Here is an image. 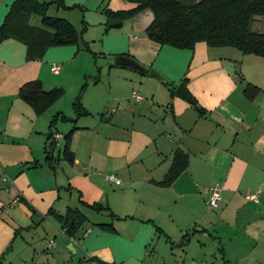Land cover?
<instances>
[{"label": "crops", "instance_id": "1", "mask_svg": "<svg viewBox=\"0 0 264 264\" xmlns=\"http://www.w3.org/2000/svg\"><path fill=\"white\" fill-rule=\"evenodd\" d=\"M13 1L0 0V25ZM65 4L66 11L80 6L84 15H96L92 24L103 26L100 53L113 58L128 54L147 70H158L175 88L184 82L206 113L200 115L176 94L171 98L167 83L148 71L107 62L108 69L121 71L122 79L97 102L82 101L89 115L62 121L64 130L57 133L75 128L70 144L74 162L62 159L53 170L45 151L50 120L56 113L75 116L64 107L73 109L75 85L68 101L65 94L42 114L18 92L36 79L45 90L68 92L73 76L87 75L78 61L87 62L89 53L76 45L56 46L40 60H27L22 42H0L1 264H98L94 258L108 264H264V58L203 42L194 49L162 46L147 37L153 19L149 10L120 27L118 20L109 25L104 10L135 6L126 0ZM223 60L234 64L233 75ZM53 63L61 65L58 74L50 71ZM247 84L259 88L252 99L244 93ZM62 143L57 141V148ZM176 149L187 154L186 167L169 186L156 184ZM33 162L40 166L21 168ZM111 174L121 183L109 180ZM214 185L221 188V200L209 208L207 189ZM249 193L259 200L247 199ZM83 202L107 205L120 219ZM69 207L87 219L75 238L48 214H64ZM104 223L114 231L99 227ZM186 234L189 240L182 245Z\"/></svg>", "mask_w": 264, "mask_h": 264}, {"label": "trees", "instance_id": "2", "mask_svg": "<svg viewBox=\"0 0 264 264\" xmlns=\"http://www.w3.org/2000/svg\"><path fill=\"white\" fill-rule=\"evenodd\" d=\"M135 6L128 10L113 11L105 9L104 13L109 20H118L120 26L125 20L137 13L149 10L153 14L151 23L146 28L147 37L164 46L177 49H194L196 44L203 42L210 47H232L245 55H256L264 58V33L255 31L253 25L257 17H264V0H126ZM55 4L58 9L69 8L65 0H14L0 25V42L13 38L26 46L27 60H40L50 47L76 45L78 50L90 52L89 42L82 40L81 35L87 30L88 24L82 19V29L79 32L75 26L64 17L48 14L50 6ZM80 11V6H73ZM32 16L40 18V25L30 22ZM259 21V20H258ZM82 40V44H81ZM126 56H129L126 54ZM116 66L115 64L111 65ZM121 67V66H118ZM147 70L145 71V73ZM170 97L175 95V87L168 82ZM81 93L72 103L74 117L70 118L56 113L50 120V131L47 136L46 161L52 165L64 159L74 162V154L70 144L75 128L63 135V143L57 148L54 140V129L58 121L76 122L77 119L89 115L84 107ZM259 88L247 84L244 93L252 99ZM64 93L63 88L54 87L49 90L43 88L39 79L26 82L19 89L18 96L33 107L37 114H42L51 107ZM171 106V104H169ZM200 115L206 110L198 107ZM57 149V156L54 151ZM187 154L176 149L172 164L164 178L156 182L158 185L169 186L178 174L186 167ZM40 166L38 162L22 164L21 168ZM84 203V202H83ZM96 212H107L112 220L120 219L107 205L101 203L87 204ZM48 214L54 216L60 228L70 238H75L86 222V216L78 209L69 207L64 214L50 210ZM99 227L114 231L113 225L104 223ZM189 240V234L183 236L181 244ZM98 264H108L94 258ZM1 264V260H0Z\"/></svg>", "mask_w": 264, "mask_h": 264}, {"label": "rangeland", "instance_id": "3", "mask_svg": "<svg viewBox=\"0 0 264 264\" xmlns=\"http://www.w3.org/2000/svg\"><path fill=\"white\" fill-rule=\"evenodd\" d=\"M41 1H49V0H41ZM141 12H147V11L144 10ZM141 12L139 13L141 14ZM139 13H137L136 15H138ZM48 14L51 16H59V17H62L61 15H65L67 19L75 26V28L79 32H81L83 26L82 19H84L85 22L88 24L87 30L82 33L81 38L82 40L89 42V47L91 51L90 52L85 51L88 52L89 54L87 53H83V54H87L86 56H89L88 58L90 59L87 62L84 61V64L82 58L78 61L80 65H84V68L87 69L86 70L87 75L84 74V72H81V74L79 73L76 77L73 76V78H71V84L68 86V92L66 93L64 92L62 96L66 94L67 97L65 100L68 101V96H70V92H71L70 90H72V86L74 87L75 85V89L73 88V91L77 90V94H79L81 93V89L85 84V88L82 91L81 100L82 101L86 100L87 104L90 103L89 105L92 104L90 101L97 102L98 98L101 97L103 98L104 96L107 95L113 83H115L117 80L122 79V76L119 75V73H117V72H121L119 71V69H112V68L108 69L106 67L107 62L111 63V65L115 64L116 58H113V56H108L106 54L100 53L101 51L100 33L103 29V26L100 28L98 27L97 24H92L91 18L95 19L96 15L94 13L90 14L89 11L87 12L86 15H84L85 14L84 11L79 10V13H78V9L77 11H72V10L66 11L64 9H58L57 6L53 4L50 6ZM84 16L89 18L88 19L89 23L84 18ZM39 20L40 18L38 16H32V19L30 18V22L34 25H39ZM258 20H264V17L261 16L257 17V21H255L253 25V29L255 31L263 33L264 32V25L262 23L263 21H258ZM82 40H81V44H82ZM231 50L236 51V49H231ZM64 107L65 109H67V111H69L68 112L69 115L74 114L73 109H71V106L68 108V104H65ZM63 124L64 123L62 121H58L54 129L63 131L64 130L63 126H65Z\"/></svg>", "mask_w": 264, "mask_h": 264}, {"label": "water", "instance_id": "4", "mask_svg": "<svg viewBox=\"0 0 264 264\" xmlns=\"http://www.w3.org/2000/svg\"><path fill=\"white\" fill-rule=\"evenodd\" d=\"M118 22L116 20H110L109 25L117 24ZM223 66L228 72L229 75H233L235 73V66L231 61L223 60ZM116 66H123V67H130L132 69L138 70L140 72H145L147 69L144 68L141 64H139L137 61H135L133 58L128 57L126 55H118L115 60ZM148 71V74L150 76L156 77L157 79L168 83L169 80L161 74L158 70L151 68ZM175 94L185 99L187 102L198 108V104L195 100V98L191 95L189 90L186 88L185 83L181 82L179 83L175 88ZM206 118L212 119L209 114L205 115Z\"/></svg>", "mask_w": 264, "mask_h": 264}, {"label": "built area", "instance_id": "5", "mask_svg": "<svg viewBox=\"0 0 264 264\" xmlns=\"http://www.w3.org/2000/svg\"><path fill=\"white\" fill-rule=\"evenodd\" d=\"M61 70V65L59 63H53L50 67V71L54 74H58ZM134 97L136 100H141L142 97L136 93H134ZM63 139V135L61 133L54 134V140L59 141ZM108 179L114 181L116 184H120L121 180L116 178L114 175H109ZM208 198L206 200V205L209 208H216L219 205L221 200V188L218 185L211 186L207 189ZM245 197L249 200L258 201L259 197L257 194H246ZM54 244L53 240L47 241V246L52 247Z\"/></svg>", "mask_w": 264, "mask_h": 264}]
</instances>
